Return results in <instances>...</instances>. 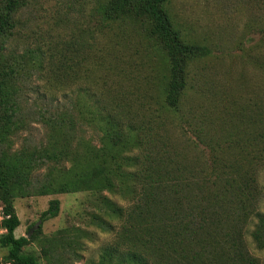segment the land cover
Returning <instances> with one entry per match:
<instances>
[{
  "label": "trees",
  "instance_id": "16d2710c",
  "mask_svg": "<svg viewBox=\"0 0 264 264\" xmlns=\"http://www.w3.org/2000/svg\"><path fill=\"white\" fill-rule=\"evenodd\" d=\"M28 3L0 0V264H41L25 246L42 226L15 235L17 197L78 192L91 207L83 219L111 234L88 264H262L250 245L264 250V0L244 2L238 53L186 31L170 0H95L67 51L38 42L18 54L10 43ZM224 28L222 42L232 37ZM140 48L146 62L142 49L135 59ZM32 73L42 98L62 92L69 103L41 115L39 145L17 146L21 87ZM141 75L152 92L138 98L142 85L132 81ZM83 124L98 130L96 143L78 134ZM59 209L51 198L38 219ZM83 237L93 234L61 227L44 235L41 254L77 255Z\"/></svg>",
  "mask_w": 264,
  "mask_h": 264
},
{
  "label": "rangeland",
  "instance_id": "374dc122",
  "mask_svg": "<svg viewBox=\"0 0 264 264\" xmlns=\"http://www.w3.org/2000/svg\"><path fill=\"white\" fill-rule=\"evenodd\" d=\"M94 1L95 0H29V3L22 12L23 19H25V24L22 28L23 33L19 34L11 41V48L13 51L20 54L24 49L34 47L38 42L41 44L53 42V44L60 43L61 46L64 47V51H67L66 49L70 42L76 43L72 39L73 33L71 31L74 30V28L80 31L90 22V16L93 15L92 7L94 6ZM244 2L245 0H170L169 7L171 13L178 21L182 22L184 28L190 34L201 35L203 38H206L207 42L212 40L209 44L219 43L220 48L224 51H228L229 45H231V53H238L237 48L233 49V40H235L233 36L238 37V29L241 28L246 19L245 13L248 10H245V6L243 7L245 4ZM212 14L214 15L213 18H211ZM224 27L231 29L232 37L229 39L226 38L228 39L227 41L223 39L224 42H222L218 37H220L219 32L225 29ZM143 44L142 42L140 43L141 46ZM141 49L145 52L142 53V55L146 62L147 53L149 54V52L147 49L145 50V48H140L139 52L136 53L138 56L135 59L139 61ZM128 58L129 60L133 59L130 56H128ZM224 59H227V56ZM222 61L224 62V60ZM225 64H228L227 60ZM87 65L92 66L93 62L92 64H88L87 62ZM130 66L131 68H139L138 64L131 63ZM238 68H241V66L239 65ZM144 74H150V70L144 71L142 75ZM202 74L204 77H207V75L209 77V74L204 71H202ZM233 74L236 76L237 71L234 70ZM142 75L139 76L138 81H132L134 85H142L139 86L138 98H141L143 92L147 94L152 92L150 83L145 85L149 76L144 79ZM106 81L107 85H109L112 79L107 77ZM24 82L25 83H23L21 87L24 104L22 110L24 126L19 131L15 141L17 146L23 143L39 145L44 140L46 132V126L42 122L41 115L45 114L48 116L50 114L48 111L58 112L63 107L65 108L67 106L66 103H69V99L68 97H62V92L56 93L59 97L54 100L42 98L40 93L41 90L39 89L43 87V81L42 79H38L34 73L24 78ZM194 82L195 80L193 76H191V81L189 83L190 88H193ZM127 87L134 86L129 85L126 86V88ZM152 88L158 93L155 87ZM151 101L152 99L149 100V102ZM49 102H51V105H49L50 107L48 106ZM147 107L148 105L144 106V108ZM146 112L148 111L146 110ZM79 131L80 133L78 134L86 138H91L94 143L97 142L96 139L98 138L99 132L96 128L83 124ZM44 171L45 170H39L35 173L36 176L33 179L32 187H37L40 184L42 177L44 178ZM51 198L59 199V213L55 217L40 222L38 218L41 212L47 208L48 201ZM14 207L20 220V224L15 230L16 236H25L33 222L39 221V225L42 226L38 239L25 246L26 252H31L40 256L41 264H88L89 260L94 259L96 261L99 247L105 240L111 237V234L103 233L89 224L83 219V216H81L82 210H91L87 202V196L84 193L30 194L26 197H17L14 202ZM71 225H78L86 229L93 234V239L83 237V249H78L77 255L73 253L71 249L61 250L47 257L41 254L40 248L44 235L52 234L61 227ZM250 250L259 256L262 264H264V250L257 251L254 249L253 245H250ZM59 254H61V256H59Z\"/></svg>",
  "mask_w": 264,
  "mask_h": 264
},
{
  "label": "water",
  "instance_id": "95a60500",
  "mask_svg": "<svg viewBox=\"0 0 264 264\" xmlns=\"http://www.w3.org/2000/svg\"><path fill=\"white\" fill-rule=\"evenodd\" d=\"M39 226V222H36L32 227L29 228L28 232H27V236L29 237L31 235V233L38 228Z\"/></svg>",
  "mask_w": 264,
  "mask_h": 264
},
{
  "label": "clouds",
  "instance_id": "9594fccd",
  "mask_svg": "<svg viewBox=\"0 0 264 264\" xmlns=\"http://www.w3.org/2000/svg\"><path fill=\"white\" fill-rule=\"evenodd\" d=\"M4 264H8V263H4Z\"/></svg>",
  "mask_w": 264,
  "mask_h": 264
}]
</instances>
